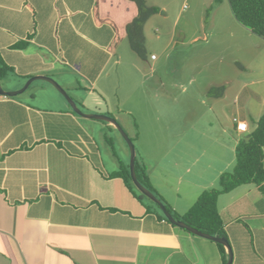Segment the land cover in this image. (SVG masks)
Wrapping results in <instances>:
<instances>
[{"label":"crops","instance_id":"0c3cea01","mask_svg":"<svg viewBox=\"0 0 264 264\" xmlns=\"http://www.w3.org/2000/svg\"><path fill=\"white\" fill-rule=\"evenodd\" d=\"M176 1L146 0L159 11L144 24L141 60L127 40L131 0H0V79L14 91L49 76L84 113L111 114L139 140L151 188L183 216L233 170L263 114L264 78L250 73H264V60L251 68L212 54L215 31L201 29L215 21L173 18ZM228 9L217 13L232 32L253 34ZM89 120L45 81L0 96V264H226L225 248L165 221L112 176L121 159L107 165ZM217 211L231 264H264V183L220 194Z\"/></svg>","mask_w":264,"mask_h":264},{"label":"trees","instance_id":"16d2710c","mask_svg":"<svg viewBox=\"0 0 264 264\" xmlns=\"http://www.w3.org/2000/svg\"><path fill=\"white\" fill-rule=\"evenodd\" d=\"M137 6V16L126 27L127 40L130 49L141 60L146 59L145 38L143 27L147 20L158 13V9L149 6L146 0H131ZM236 20L253 34L264 40V0H227ZM3 65L0 73L3 72ZM223 87H213L208 95L219 98L223 94ZM79 107L83 108L81 104ZM112 116L111 114H107ZM254 130L241 138L235 148L236 163L230 172L222 173L218 180V189H210L201 193L193 207L183 216L177 215L170 206L151 188L144 168L135 161V172L139 182L154 193L165 205L167 211L176 219L197 229L198 231L221 238H226L223 224L217 211V198L243 184L261 186L264 183L263 148H264V112L255 122ZM112 176L119 177L127 189L139 200L143 198L136 195V189L129 174V166L119 163V170ZM158 215L167 221L157 205L151 202ZM185 231V230H184ZM225 254L222 245L217 244Z\"/></svg>","mask_w":264,"mask_h":264},{"label":"rangeland","instance_id":"374dc122","mask_svg":"<svg viewBox=\"0 0 264 264\" xmlns=\"http://www.w3.org/2000/svg\"><path fill=\"white\" fill-rule=\"evenodd\" d=\"M225 7L228 9L227 0H219V2H216V0H177L174 4L169 6L170 15H172L173 18L177 17L179 13H184L187 15L191 12H194L196 16L200 15L203 19L205 18L206 22L209 20V26H211L212 22L215 21L214 26L211 28L208 27V24H205L201 29L204 30V34L209 30L215 31V35L212 39L213 44L210 46L212 54H217L218 57H220V55H225L227 57L231 55L236 58H241L245 61H248L251 65V68H253V65L257 61L264 60V40L254 34L246 37L245 35L239 34L236 31L232 32L234 28L232 29V27H229L231 25L226 24V20L222 19L219 15L220 12L225 10ZM206 11H208V13H206ZM228 12L230 13V9H228ZM216 13L217 15H215ZM184 23L186 24V22L182 20L181 24ZM186 25V32L188 35H191L195 31L193 25ZM173 26L174 22L172 21L170 25L171 29ZM252 75L254 78H264V73L258 75V71L256 70H253V72L251 71L250 76L252 77ZM81 110L88 111L84 106L83 108L81 107ZM88 124H90L93 129L90 131L91 135L95 138L98 146L103 148L107 165L114 163L117 167L118 160L116 158H120L123 165L129 166V149L120 134L109 124L108 128L104 127L103 125H107V123L103 121L89 120ZM123 129L129 138L132 137L130 139L135 147L136 161L138 165L141 167L144 165L143 163H145L146 169L147 167L149 169L150 164L144 160L145 155L139 145V140L136 136H131V130H128L127 128ZM112 154L115 155L116 158ZM133 192L136 195L141 196L144 201L146 200V202L151 204V201L144 197L137 189H134Z\"/></svg>","mask_w":264,"mask_h":264},{"label":"water","instance_id":"95a60500","mask_svg":"<svg viewBox=\"0 0 264 264\" xmlns=\"http://www.w3.org/2000/svg\"><path fill=\"white\" fill-rule=\"evenodd\" d=\"M35 81H45L48 84H50L51 86H53V88H55V90H57V92L59 94H61V96H63V98L67 101V103L69 104V106L71 107L72 111L77 114L78 116H81L82 118L85 119H91V120H98V121H103L106 122L107 124H109L113 129H115L120 136L122 137V139L125 141V143L128 146L129 149V154H130V160H129V174H130V178L132 180V183L134 185V187L147 199H149L152 203H154L155 205L158 206V208L160 209V211L162 212V214L164 215V217L167 219V221L172 224L173 226L185 230L193 235L199 236L201 238L204 239H208L210 241H213L217 244L222 245L227 252V262L226 264H231V259H232V254H231V249L229 246V243L227 241L226 238H221V237H217V236H211L205 233H202L200 231H198L197 229L187 225L186 223L180 221V220H176L165 208V205L161 202V200L151 191H149L148 189H146L138 180L137 176H136V172H135V161H136V153H135V147L134 144L132 143L131 139L128 137L127 133L124 131V129L122 128V126L119 124V122L117 120H115L114 118L108 116V115H104V114H89V113H84L79 105L75 102V100H73V98L69 95V93L61 86V84L56 81L54 78L49 77V76H43V75H39V76H34L30 79H28L25 84L18 90H6L5 86L3 85V81L0 79V96H5V97H15L19 94L24 93L29 87L30 85L35 82Z\"/></svg>","mask_w":264,"mask_h":264},{"label":"built area","instance_id":"2783aa9c","mask_svg":"<svg viewBox=\"0 0 264 264\" xmlns=\"http://www.w3.org/2000/svg\"><path fill=\"white\" fill-rule=\"evenodd\" d=\"M236 122V131L238 133H245L247 131V124L245 122H240L237 119L234 120ZM243 125V127H241Z\"/></svg>","mask_w":264,"mask_h":264},{"label":"snow or ice","instance_id":"6c2138e0","mask_svg":"<svg viewBox=\"0 0 264 264\" xmlns=\"http://www.w3.org/2000/svg\"><path fill=\"white\" fill-rule=\"evenodd\" d=\"M241 127H243V125H241Z\"/></svg>","mask_w":264,"mask_h":264},{"label":"clouds","instance_id":"9594fccd","mask_svg":"<svg viewBox=\"0 0 264 264\" xmlns=\"http://www.w3.org/2000/svg\"><path fill=\"white\" fill-rule=\"evenodd\" d=\"M247 130H248V127H247Z\"/></svg>","mask_w":264,"mask_h":264}]
</instances>
